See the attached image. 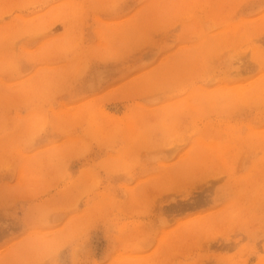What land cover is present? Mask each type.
<instances>
[{"label":"rangeland","instance_id":"rangeland-1","mask_svg":"<svg viewBox=\"0 0 264 264\" xmlns=\"http://www.w3.org/2000/svg\"><path fill=\"white\" fill-rule=\"evenodd\" d=\"M152 1L0 0V264H264V0Z\"/></svg>","mask_w":264,"mask_h":264},{"label":"bare ground","instance_id":"bare-ground-1","mask_svg":"<svg viewBox=\"0 0 264 264\" xmlns=\"http://www.w3.org/2000/svg\"><path fill=\"white\" fill-rule=\"evenodd\" d=\"M156 1V0H155ZM153 3H148V4H151L150 6L151 7H149L148 5H146V6H148V7H146V8H151V9H156V5H157V8L159 7L158 6V4H159V2H158V4L157 3H154V0L152 1ZM157 2V1H156ZM147 4V3H146ZM154 4V5H153ZM153 5V6H152ZM144 6V5H143ZM145 7V6H144ZM155 7V8H154ZM144 9V8H143ZM109 25V24H108ZM108 25H106V26H108ZM113 29L114 30H120V29H126L127 27H128V25L127 26H125L124 25V23H118L116 26L117 27H115V24L113 23ZM125 26V27H124ZM105 28V27H104ZM97 30H95V32H96ZM124 31V30H123ZM165 31V30H164ZM169 32V31H168ZM165 33L167 34V32L165 31ZM164 33V37L163 38H165L166 37V34ZM115 35V34H114ZM162 35H163V33H162ZM171 36V34L169 33V34H167V37L166 38H168V37H170ZM172 37V36H171ZM180 37H181V35H180ZM181 40V39H180ZM158 50V49H157ZM158 55V54H157ZM164 56V55H163ZM172 55H170V57H171ZM166 58H165V61L167 62V63H169V66H172V65H174L176 62V60H181L182 59V56H174V57H172V58H170L169 56H165ZM170 58V59H169ZM175 68V67H174ZM173 68V69H174ZM185 84V83H184ZM179 85H181V84H179ZM182 85H183V83H182ZM180 87V86H179ZM206 98H207V101L209 102V103H211L212 105H214V97H212L211 95H209V96H206ZM241 98V97H240ZM204 104H206L207 105V103H204ZM207 109V108H206ZM182 111V110H181ZM197 111V110H196ZM164 113H167V114H171V115H173V114H175L176 112H174V108H173V106H172V104H170V105H168V106H166V107H164ZM182 113V115H183V113L184 112H181ZM179 114V113H178ZM186 114H190V113H186ZM184 115H185V113H184ZM179 116V115H178ZM189 117V116H188ZM191 117V116H190ZM191 119H196V118H191ZM193 121V120H192ZM175 122V121H174ZM195 122V121H194ZM192 125H193V123H192ZM195 126H196V123H195ZM194 126V127H195ZM193 127V128H194ZM196 128V127H195ZM195 130V129H194ZM195 131H197V130H195ZM233 133V132H232ZM202 143V146H203V142H201ZM200 143V144H201ZM199 144V145H200ZM255 144V143H254ZM178 145V144H177ZM198 149H200V148H198ZM206 149H207V147H206ZM197 152H199V151H197ZM202 153V152H201ZM196 160V159H195ZM197 161V160H196ZM196 161H195V163H196Z\"/></svg>","mask_w":264,"mask_h":264}]
</instances>
